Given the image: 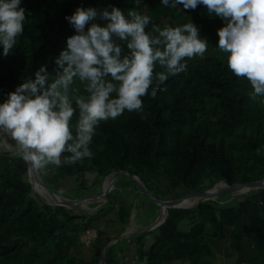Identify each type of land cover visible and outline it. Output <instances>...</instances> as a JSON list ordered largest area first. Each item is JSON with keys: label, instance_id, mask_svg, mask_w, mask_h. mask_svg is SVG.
Listing matches in <instances>:
<instances>
[{"label": "trees", "instance_id": "1", "mask_svg": "<svg viewBox=\"0 0 264 264\" xmlns=\"http://www.w3.org/2000/svg\"><path fill=\"white\" fill-rule=\"evenodd\" d=\"M108 4L125 12L129 8L143 11L151 17L149 27L191 19L199 35L207 39V50L202 56L187 58L186 70L170 76L156 97H143L141 111L125 110L115 120L101 121L90 145L93 157L49 166L46 172L78 180V190L85 187L87 175L101 180L111 171L128 170L145 187L151 185L154 192L146 189L161 199L202 191L220 180L231 184L263 178L264 97L252 98L246 78L237 77L227 67L226 54L216 47L217 28L224 21L210 16L202 4L183 9L179 4L161 5L159 0H142L139 5L132 0H21L26 10L24 31L8 55L0 54V95L5 99L24 79L34 78L41 64L54 74V57L75 31L66 14L77 6ZM76 87L83 88L79 82ZM123 177L130 178L123 174L119 180ZM124 189L127 204L132 203L129 186L115 183L104 203L107 208L118 213L117 193ZM137 192L138 187L135 196ZM145 202L153 206L152 201ZM95 218L41 201L31 189L23 161L0 146V264H84L79 257L80 235L92 227ZM239 218L237 209L218 197L190 207L167 208L162 223L132 236L118 253L113 251L114 244L110 253L119 256L133 244V264H172L173 260L222 264L209 258V241L224 226L237 225ZM184 219L188 222L181 224ZM96 230L98 257L111 236ZM108 257L107 252L106 264Z\"/></svg>", "mask_w": 264, "mask_h": 264}, {"label": "clouds", "instance_id": "2", "mask_svg": "<svg viewBox=\"0 0 264 264\" xmlns=\"http://www.w3.org/2000/svg\"><path fill=\"white\" fill-rule=\"evenodd\" d=\"M159 3L183 9L202 4L220 17L216 47L226 54L227 67L249 82V95L264 97V0ZM65 19L75 31L54 57V74L41 64L34 78L0 101V143L27 164L29 174L93 157L90 145L101 121L141 111L143 97L164 91L170 76L186 70L187 58L202 56L209 44L191 19L149 27L148 14L115 4L77 6ZM25 21L21 0H0V54L17 46Z\"/></svg>", "mask_w": 264, "mask_h": 264}, {"label": "rangeland", "instance_id": "3", "mask_svg": "<svg viewBox=\"0 0 264 264\" xmlns=\"http://www.w3.org/2000/svg\"><path fill=\"white\" fill-rule=\"evenodd\" d=\"M3 99H4V97L2 95H0V101H2ZM0 146L2 147V149L6 148L2 145V143H0ZM199 166L200 165H198V167ZM38 172H39V174L41 172V175H40L41 178H43L44 181H47V185L49 186L50 189L54 188L55 185L53 183H51V180L55 179L56 177H59L62 179V181L66 182L68 184L67 185L68 188H76V184H75L73 178L66 177V176H64L63 173H48L46 171H44L45 173H43L42 170L38 171ZM92 181L94 182L95 180H92ZM92 181H89V182H92ZM124 183L129 186V189H127V191H130L132 193L131 196L134 197V200L131 203V205L127 209L125 208L124 211H123L124 205H123V207H120L117 210L118 213H116V211H114V209L107 208L106 204L103 203V202H105L104 199H101V200L92 199L90 201H86L83 204V206H81V207H78V208L73 207V208H69V210L92 214V216L94 218L96 217L94 219V221L92 219V226L95 229H100V230L104 231V234L107 236H111V238L118 236L119 235L118 233L122 229L124 232L126 227H127L126 232H134L138 228H140L144 225H147L148 223H150L153 220V218L156 215L157 208H156V206L154 207V204H155L154 202H152L153 206H151V202L150 203L145 202V204H143L142 200L144 202V201H147V199H145L144 196L139 194L138 192L136 193L137 195L135 196L134 191H137V187H138L137 182H135L134 180H132L131 178H128V177H123L122 180H118L116 182L117 185H121V186L124 185ZM146 187L151 192L155 191L151 187V185H149V184H147ZM89 188H91V189H89ZM131 189H133V191ZM90 190L91 191H99L100 186L98 184H92V185H90V187L85 188V189H78V190L75 189L69 196H67L65 194L66 190L64 191V190L56 189V192L59 193L60 195H63V196L69 197V198H76V197L82 196L83 194L88 193ZM230 195L231 194H222V195H219L217 197L219 199L223 200V202H224L225 200H227L230 197ZM136 197H137V199H136ZM102 205L105 207V208H102L103 211L98 209ZM57 206L61 207V205H57ZM121 209H122V213H121ZM93 214H95V215H93ZM127 214H128V218H127ZM128 219H129V223L131 221H133V222L127 226ZM135 222H136V224H135ZM187 222H188V219H184L181 222V224L187 223ZM131 237H127V238L121 239L117 242L109 244V246H108L109 249H107L108 256H109L108 257V264H126V261H129V259L132 258V256H130L132 252L131 253L129 252L128 253L129 256H127V253L125 254V251H124L123 255L125 257L127 256L128 259H126V261L123 262L121 259L122 253L119 255L120 259H119L118 255L115 256L114 254L110 253V249L112 250V246L114 244L116 247V249H113L114 252L118 253L117 250H120V251L123 250L124 249L123 246L127 245L128 241H130L132 239ZM227 237L220 236V237L215 238V239L211 238V240L209 241L211 246H212V252H211L209 258H211L213 263L232 264L231 252H233V250H232V246L230 244L231 241ZM121 245H123V246H121ZM130 246H132V245L130 244L129 247ZM78 247L80 248V251H81V253H80L81 255H79V257H81V258L83 257L82 261L84 264H95V263L100 264L102 251H101L100 255L98 257H96L98 245L96 244V242L94 240L90 243H84V242L80 241V244ZM131 248H129V249H131ZM133 248H134V246H133ZM107 252H106V256H107ZM96 259H97V261H96ZM132 264H133V262H132ZM172 264H188V262L187 261H180V260H173Z\"/></svg>", "mask_w": 264, "mask_h": 264}, {"label": "water", "instance_id": "4", "mask_svg": "<svg viewBox=\"0 0 264 264\" xmlns=\"http://www.w3.org/2000/svg\"><path fill=\"white\" fill-rule=\"evenodd\" d=\"M23 163L25 165L26 176L28 178V181L31 184L32 191L38 195L41 201H43L44 203L48 205H61L66 208L67 207L68 208H73V207L78 208V207H81L84 202L90 201L92 199H96V200L105 199L106 200L108 198V193L114 189L115 183L119 180V178L123 174H127L132 180L137 182L139 194L143 195L145 199L155 203V205L157 206V213L150 223H148L147 225H144L141 228H138L134 232H126L125 230L118 236H115L109 239L104 244L102 253H101L100 264H106V252H107V249L110 243H114L121 239L131 237V236H134L139 233L149 231L155 228L156 226H158L160 223L164 221L165 215L167 213V208L190 207L194 203L202 202L207 199H215L217 198V196L222 195V194H230V193L238 192L240 190H247L249 188H264V177L258 180L250 181V182H234L231 184L227 183L225 180H220V181L215 182L212 187L204 189L202 191L188 192V193H185L181 196H178L172 199H161L151 194L142 184V182L140 181L137 175L129 172L128 170H120L117 173H114V171L110 172L111 178L107 184L105 183V180H104L106 177L105 175L101 183H99V186H100L99 191L90 190L88 193L83 194L80 197L69 198V197L60 195L59 193L56 192V190L50 189L47 183L43 180V178H41L39 172H32L31 174H29L27 171V164L24 161ZM222 182L224 184L222 188H219V186H221L220 183ZM184 198H192V199H195L196 201L193 204L188 205V206L179 205V203Z\"/></svg>", "mask_w": 264, "mask_h": 264}, {"label": "crops", "instance_id": "5", "mask_svg": "<svg viewBox=\"0 0 264 264\" xmlns=\"http://www.w3.org/2000/svg\"><path fill=\"white\" fill-rule=\"evenodd\" d=\"M92 180L95 181L93 182ZM102 180L103 178L100 180L94 175H87L85 176V187L88 188L92 184L99 185ZM45 182L47 183V181ZM74 182L77 185L78 180ZM51 183L55 185L54 190H66L65 194L67 196H69L76 189L68 188V184L62 181V179L59 177L51 180ZM220 184L221 186H219V188H222L224 183L222 182ZM83 189L85 188L83 187ZM120 192L117 193L115 205L118 208L123 207L124 205V211L125 208L127 209L131 205V202L127 204L128 202L125 197V189ZM230 194V197L224 202L222 200V203L225 205L234 206L239 212L240 218L237 225L225 226L222 230H220L219 235L216 238L220 236H228L227 238H229L231 241L230 244L233 250V252H231L232 264H264V188H249L247 190H240ZM132 222L133 221L129 223L128 219L127 226ZM125 230H127V227ZM127 251H125V254L127 253V256H129L128 253L133 252V244L132 246L128 247ZM123 253L124 252H122L121 255L124 259L123 262H125L128 257H125ZM130 256H132V253ZM132 259L133 257L129 259V261H126V264H132Z\"/></svg>", "mask_w": 264, "mask_h": 264}, {"label": "built area", "instance_id": "6", "mask_svg": "<svg viewBox=\"0 0 264 264\" xmlns=\"http://www.w3.org/2000/svg\"><path fill=\"white\" fill-rule=\"evenodd\" d=\"M95 237H96V230L93 227H88L84 229L80 235V239L84 243L92 242L95 239Z\"/></svg>", "mask_w": 264, "mask_h": 264}, {"label": "bare ground", "instance_id": "7", "mask_svg": "<svg viewBox=\"0 0 264 264\" xmlns=\"http://www.w3.org/2000/svg\"><path fill=\"white\" fill-rule=\"evenodd\" d=\"M115 173V172H114ZM110 178H111V175H110V172L106 175V177H105V183L107 184L108 183V181L110 180ZM239 194V193H238ZM105 200V199H104ZM107 200V199H106ZM105 200V201H106ZM196 200L195 199H192V198H184L180 203H179V205H183V206H188V205H191V204H193L194 202H195ZM85 203V202H84ZM83 203V204H84ZM83 206V205H82ZM94 228V227H93ZM96 230V229H95ZM96 236H97V230H96ZM96 238V237H95ZM95 240V239H94ZM81 242H83V241H81Z\"/></svg>", "mask_w": 264, "mask_h": 264}, {"label": "flooded vegetation", "instance_id": "8", "mask_svg": "<svg viewBox=\"0 0 264 264\" xmlns=\"http://www.w3.org/2000/svg\"><path fill=\"white\" fill-rule=\"evenodd\" d=\"M84 188H86V187H84Z\"/></svg>", "mask_w": 264, "mask_h": 264}]
</instances>
